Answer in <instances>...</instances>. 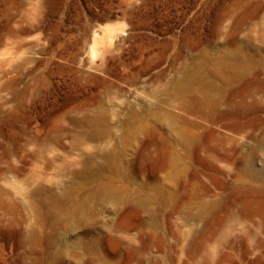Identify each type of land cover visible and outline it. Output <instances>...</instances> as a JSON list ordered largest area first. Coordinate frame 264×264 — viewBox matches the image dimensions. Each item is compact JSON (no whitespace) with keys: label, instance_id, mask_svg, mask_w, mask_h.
Returning <instances> with one entry per match:
<instances>
[{"label":"rangeland","instance_id":"374dc122","mask_svg":"<svg viewBox=\"0 0 264 264\" xmlns=\"http://www.w3.org/2000/svg\"><path fill=\"white\" fill-rule=\"evenodd\" d=\"M0 201V264H264V0H0Z\"/></svg>","mask_w":264,"mask_h":264},{"label":"bare ground","instance_id":"6f19581e","mask_svg":"<svg viewBox=\"0 0 264 264\" xmlns=\"http://www.w3.org/2000/svg\"><path fill=\"white\" fill-rule=\"evenodd\" d=\"M223 66L228 70L227 72H229L228 74H222L221 77H220V80L223 83V85L229 84L232 81H234L235 79L240 78L246 72V69L244 67H242L240 65H237L236 63H232L231 61H229V62L226 61L223 64ZM197 70H199V69L197 68ZM182 72L184 74L183 78H181L180 80H176L173 83H171L170 87L164 91L163 95H165L166 99L169 100V99H174V98H182V97L185 98V94H186L187 91H189V86L191 84L189 82H191L193 78L191 80L188 79L189 76L186 75V68H183ZM197 80H198V83L203 88L205 87L204 88L205 91L202 92V93L198 92V94L204 95V97L206 96V98H209V94L213 90L211 84L210 83H205L201 76H198ZM107 86H108L109 90L114 88V86L112 84H107ZM119 92H121V90L118 91V93ZM222 93H223V91L220 90L219 94H222ZM110 94H111V92H108V96ZM214 102L212 101V104H216V102L215 103ZM209 104H211V101L207 102V105H209ZM198 107H200V106H198ZM206 108H208V107L200 108L199 111L203 112V113H206V110H205ZM124 110L126 111V113H125V119L123 121V125L128 126V125H133L135 122H137V123L138 122H144L145 118L141 114L147 113L148 111H152L153 112L154 110H156V106L153 105V104L152 105H145L141 109L142 113H140L139 110L134 105H132L130 103H127V105L125 106ZM190 110L191 111H195L194 108H191ZM97 112H99L100 114H97L95 112V113L91 114L87 119H85V122H87L88 126H96L99 121H107V122L110 121L109 118H107V116H106L107 109L103 105L100 106V109ZM230 115H231V113H230ZM223 116L227 117V116H229V114L224 113ZM82 121L83 120H74V122H82ZM244 126H245L244 124H242V125L233 124L234 128H237V129H240V130ZM107 159L108 158L105 157L103 164L101 166H96V167L94 166L93 159H88L87 162L85 163L86 164V168L82 172L76 173L74 175L75 178L78 180V183L71 188V190L68 192L69 195L78 194V192L81 189L83 190V188L85 187V186H83V184H87L88 183L87 181H89L90 179L94 178L96 175H99L102 171H104ZM42 191H43L42 189H37V190H35L33 192V194H40ZM89 193L87 194L88 195L87 196L88 199H97V197H96L97 193L95 191L93 193L91 192V194H89ZM7 195H9V194H7ZM103 199H107V197L103 196ZM58 201H61V200H58ZM12 202L15 203V201L9 200V203L12 204ZM60 205H61V202H60ZM90 205H91V203H90ZM62 210H63V208H62ZM47 214L48 215H52L53 212L52 211H48Z\"/></svg>","mask_w":264,"mask_h":264}]
</instances>
